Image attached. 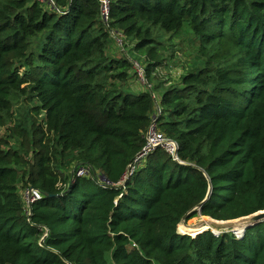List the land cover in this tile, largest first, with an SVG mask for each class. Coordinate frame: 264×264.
Returning a JSON list of instances; mask_svg holds the SVG:
<instances>
[{"label":"trees","instance_id":"trees-1","mask_svg":"<svg viewBox=\"0 0 264 264\" xmlns=\"http://www.w3.org/2000/svg\"><path fill=\"white\" fill-rule=\"evenodd\" d=\"M51 1L0 0V127L13 94L43 113L20 147L0 138V264H264V220L177 229L264 212V0H110L107 26L98 0ZM152 28H187L210 54L156 97L119 87L131 62L108 55L111 32L131 38L148 79ZM155 107L176 160L139 158ZM53 144L89 181L60 178ZM21 182L40 194L28 214Z\"/></svg>","mask_w":264,"mask_h":264},{"label":"rangeland","instance_id":"rangeland-1","mask_svg":"<svg viewBox=\"0 0 264 264\" xmlns=\"http://www.w3.org/2000/svg\"><path fill=\"white\" fill-rule=\"evenodd\" d=\"M110 34L112 35L113 32ZM150 34L156 40L154 47L160 63L148 79L144 77L143 71L147 65L146 58L144 54L135 50L136 41L131 38L118 36L116 33L112 36L113 42L110 44L109 57H123L131 62L132 65V68L129 70L128 80L124 83H119V87L130 89L133 92L141 89L151 90L156 97L170 86H179L181 76L204 66L206 60L209 58L210 54L208 50L201 47L200 40L187 28H183L181 32L173 37H170V33H165L155 28L150 30ZM11 104L12 109L6 116V123L0 127V138L6 140L9 147L18 148L20 144L25 142V139L18 134V130L22 129L23 132L29 133L32 130L34 121L38 123L43 118V113H40L38 116L35 115L33 107L36 102L29 95L13 94ZM156 110L157 107H155L153 112L152 122L154 121V116L159 115ZM53 150V167L60 175V178L68 179L74 176L76 167L80 163L71 161V157L69 156L63 157L59 152V148L54 146V144ZM90 177L91 174L87 176L88 181ZM98 177V181L100 182V178L102 177L100 175ZM18 188L24 207L29 212L26 205V195L27 191L31 188H25L23 182L19 184ZM203 220L207 219L198 216L188 221H181L177 229L179 226H182L183 231L195 230L200 227ZM206 226L208 225L205 224L204 227ZM225 232H229V230ZM185 235L189 236L188 234Z\"/></svg>","mask_w":264,"mask_h":264},{"label":"built area","instance_id":"built-area-1","mask_svg":"<svg viewBox=\"0 0 264 264\" xmlns=\"http://www.w3.org/2000/svg\"><path fill=\"white\" fill-rule=\"evenodd\" d=\"M42 1H45L47 3H52L51 0H42ZM98 2H99V7H100V13H99L100 19L103 22V24L107 26V23L109 22L110 0H98ZM111 36H114V33ZM156 112H158V114L160 113V110L158 107H157ZM145 141H146L145 146L143 147L142 153L140 154L139 158L156 148H163L175 160L177 159L175 155V152L178 148L177 143L171 139L165 138L162 134L158 133V131L155 128L154 122L151 123V125L149 126V128L147 129L145 133ZM88 175H89V171L87 168H84V167L78 168L75 171V176L78 178H85ZM103 180L104 179L101 178L102 182ZM26 198H27L26 205L28 207L27 209H29L30 205L40 198V194L38 192H34L33 189H30L29 191H27ZM45 237H46V233L43 234V236L41 237V240L44 239Z\"/></svg>","mask_w":264,"mask_h":264},{"label":"water","instance_id":"water-1","mask_svg":"<svg viewBox=\"0 0 264 264\" xmlns=\"http://www.w3.org/2000/svg\"><path fill=\"white\" fill-rule=\"evenodd\" d=\"M177 154V150L175 152V155ZM198 214H200V211H197ZM185 219V218H184ZM184 219L182 220V222H184ZM264 220V212L259 213L257 215L252 216L249 219H245L239 222H235V223H217L214 222L212 220H203L202 223L200 224V226H203L204 224H207L210 228L216 230L214 232L216 233H220V232H225L227 230L231 231V229H235V228H246L249 227L259 221Z\"/></svg>","mask_w":264,"mask_h":264},{"label":"bare ground","instance_id":"bare-ground-1","mask_svg":"<svg viewBox=\"0 0 264 264\" xmlns=\"http://www.w3.org/2000/svg\"><path fill=\"white\" fill-rule=\"evenodd\" d=\"M204 226H205V224H204ZM182 227V226H181ZM232 230H234V231H241V230H243L242 228H235V229H232Z\"/></svg>","mask_w":264,"mask_h":264}]
</instances>
